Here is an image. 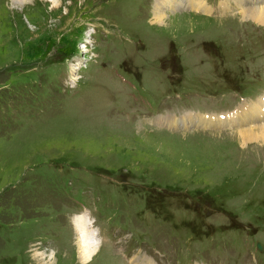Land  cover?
<instances>
[{
  "label": "rangeland",
  "instance_id": "rangeland-1",
  "mask_svg": "<svg viewBox=\"0 0 264 264\" xmlns=\"http://www.w3.org/2000/svg\"><path fill=\"white\" fill-rule=\"evenodd\" d=\"M228 1L0 0V264H264V145L198 122L264 96Z\"/></svg>",
  "mask_w": 264,
  "mask_h": 264
},
{
  "label": "bare ground",
  "instance_id": "bare-ground-1",
  "mask_svg": "<svg viewBox=\"0 0 264 264\" xmlns=\"http://www.w3.org/2000/svg\"><path fill=\"white\" fill-rule=\"evenodd\" d=\"M33 1L35 0H9V2H11L12 4V8L18 9V10L21 9L25 4L27 3L29 4V2L32 3ZM240 2L245 3V5H239L240 7L238 8L237 13L246 19L248 18L249 21H252L253 23L259 25L260 27H264V0H233V3L235 4L240 3ZM250 3L254 5L248 6V4ZM167 4L168 3H163L160 6L155 7V8H158L159 10L153 13L152 19H151L152 23L165 24L167 14L165 13V10H164L165 8H161V7H166ZM57 8L58 7H55V9ZM191 8L195 10H198V9L204 10L205 8L204 1L203 0H193ZM177 17L178 16H175V18L173 17V19L177 20ZM257 103L258 105H253V103L245 104L232 114H228L224 116L213 115L216 118H218V119H213V123H228L236 127L237 128L236 131H238L237 134L239 138L241 139L242 144L262 143V145H264V96L260 97V99H258V101L254 104H257ZM204 118L198 117V122L207 123L211 121L210 118L208 120L203 121ZM196 119H197V116H196ZM184 122L185 121H183L182 123L184 124ZM85 220H86L85 217H84V221H82L81 217H79V219H76V223L78 224V227L81 230V236H82L81 238L83 239L82 241H84V244H80L79 246V251H80L79 255L82 261L89 259V257L93 254L95 250L92 248L93 243H90L88 240L89 239L88 237L92 236L90 233L92 232V230H90L91 228L88 227V230H89L88 232L87 229L84 228ZM76 233L78 232L76 231ZM141 260L142 259H138L139 263H141Z\"/></svg>",
  "mask_w": 264,
  "mask_h": 264
}]
</instances>
